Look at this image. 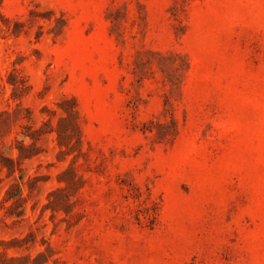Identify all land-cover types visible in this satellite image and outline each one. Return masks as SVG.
Masks as SVG:
<instances>
[{"label":"rangeland","instance_id":"rangeland-1","mask_svg":"<svg viewBox=\"0 0 264 264\" xmlns=\"http://www.w3.org/2000/svg\"><path fill=\"white\" fill-rule=\"evenodd\" d=\"M0 256L264 264V0H0Z\"/></svg>","mask_w":264,"mask_h":264},{"label":"trees","instance_id":"trees-1","mask_svg":"<svg viewBox=\"0 0 264 264\" xmlns=\"http://www.w3.org/2000/svg\"><path fill=\"white\" fill-rule=\"evenodd\" d=\"M13 259L7 258L5 256H0V264H15Z\"/></svg>","mask_w":264,"mask_h":264}]
</instances>
